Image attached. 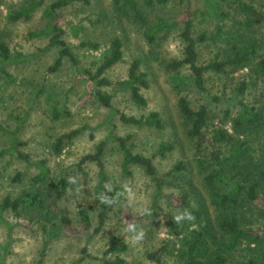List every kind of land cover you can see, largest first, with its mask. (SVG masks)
Masks as SVG:
<instances>
[{
  "label": "rangeland",
  "instance_id": "1",
  "mask_svg": "<svg viewBox=\"0 0 264 264\" xmlns=\"http://www.w3.org/2000/svg\"><path fill=\"white\" fill-rule=\"evenodd\" d=\"M27 0H0V32H4L5 42L12 58L22 54L24 62L4 63L0 58V203L6 198L15 199L31 188L33 178L38 174L35 167L29 168L18 153L14 156L2 155L16 142L18 152L28 156L33 165L45 161L50 170L48 182L40 184V189L52 191L50 208L52 217L59 222L65 215L72 221L70 227L61 228V235L48 240L39 222L33 215L16 217L12 211L0 213V264H106V261L126 260L127 264H155L149 255L163 251L162 260L168 264H182L196 221H217L219 211L205 187L204 173L198 166L196 140L191 137V127L179 112L178 94L170 83L173 75L166 64L184 58L185 43L178 31L161 37L150 45L144 31L128 16L116 11L113 0H91L90 5L76 3L59 11V23L65 30V40L78 59L74 66L68 59L57 71L51 68L59 57V50H47V38H32L31 33L44 29L42 11L29 22L12 24L8 21L10 8L21 7ZM142 7L143 0H136ZM52 0H47V5ZM231 5L235 0L229 1ZM195 18L194 35L207 33L214 36L199 47V64L225 62L232 55L234 46L243 47L242 40H251L258 49L253 59L255 67L264 59V25L252 31H238L232 19L240 17L233 9L231 20L218 23L205 22L199 11L203 10L198 0L188 2ZM187 4L181 0H170L164 6L147 10L150 21L158 19L175 22L188 18ZM264 11V10H262ZM182 14V16H181ZM181 17V18H180ZM223 28L218 34V28ZM78 28L75 36L73 29ZM243 35L240 40L239 36ZM120 39L123 43V59L107 70L103 78L112 83L101 91L112 97L114 110L102 106L94 98L95 76L109 52L111 43ZM97 44L98 50L82 46ZM170 45H175L171 47ZM141 61L140 72L147 75L148 89H142L147 99V107L136 106L130 95L121 90L119 82L128 80L132 64ZM254 70L225 74H208L206 88L212 101L208 105L209 121L205 134L212 137L218 130L234 133L233 120L239 112L241 102L264 109V82ZM187 69L180 75H189ZM247 83V90L238 95L236 89ZM194 109L204 103L203 97L189 86L184 93ZM62 110L60 119L54 113ZM151 113H159L164 122L161 130L138 128L123 123L121 114L141 118ZM79 131V136L65 140L63 152L54 151L58 139ZM112 136L130 138L128 146L134 154L151 158L158 175L165 180L162 197L158 198L155 182L145 170L131 165L129 174L123 173V155ZM107 142L104 163L111 191L105 186L97 190L99 168L96 163L81 165L86 155L95 154L98 146ZM251 149L260 160L264 146V134L249 139ZM163 145H171L173 150L161 153ZM224 152L227 150H223ZM207 155V152L205 153ZM24 174L22 181L14 182L16 175ZM74 181V182H72ZM62 182V183H61ZM64 182V183H63ZM134 193L132 202L126 187ZM118 191L123 203L108 205L106 195ZM257 201L264 208V191ZM185 201V206H179ZM188 209L200 212L204 218L175 224L173 216ZM251 207L245 214V222L250 221L256 229L264 231V216L258 210L251 214ZM81 212L90 221L87 227ZM105 213V223L97 231L101 213ZM208 215L209 217H207ZM138 223L143 230L140 241L132 242V233L125 230L130 224ZM138 234V233H137ZM126 245L125 252H109L111 241ZM109 252V253H108Z\"/></svg>",
  "mask_w": 264,
  "mask_h": 264
},
{
  "label": "trees",
  "instance_id": "2",
  "mask_svg": "<svg viewBox=\"0 0 264 264\" xmlns=\"http://www.w3.org/2000/svg\"><path fill=\"white\" fill-rule=\"evenodd\" d=\"M170 0H143L141 7L136 0H113L116 11L128 16L144 31L146 41L153 45L161 37L170 36L181 27V38L185 43L184 58L166 64V69L173 75L170 78L172 88L180 94L178 103L179 112L182 119L190 125V135L196 140V150L198 166L204 175V183L212 199V204L219 211L217 221H196L198 228L193 230L192 238L187 245V250L183 256L182 264H264V231L256 229L250 223L245 222V214L251 207H254L259 216H264V208L257 201L262 199L261 192L264 191V146L261 151L260 160L256 161V154L251 149L249 139L264 134V109L249 106L245 102L240 103L239 112L233 120L234 133L227 130H218L212 137L205 134L209 121L208 105L212 101L206 88V76L208 74L222 75L231 69L233 72L246 69L254 70L259 78L264 82V59L255 67L253 59L258 54L257 46L251 41H244L243 35L239 36L244 43L243 47L234 46L232 55L227 61H215L208 65L199 64V47L212 40L214 36L202 33L195 37V18L198 14L191 9L189 0H181V6L187 4L188 18L178 19L170 22L164 19L150 21L147 10L156 6H164ZM202 3L203 10L199 11L205 22L211 20L218 23H225L231 20V10H235L240 17L232 19L233 25L238 26V31H252L256 26L264 25V0H235L233 5L230 0H198ZM47 0H27L26 3L17 8H10L8 21L12 24L29 22L34 15L42 11V18L45 21L44 29L31 33L32 38H47L49 47L47 50L58 49L59 57L52 71H57L68 59L74 66H78V59L72 48L65 40V30L59 23V11L76 3L90 5L91 0H52L46 4ZM1 14V12H0ZM182 16V14H181ZM181 18V17H180ZM78 28H74L75 36L78 35ZM223 28H218V34H222ZM82 46L92 50H98L97 44H83ZM123 43L120 39H115L110 46L109 52L105 54V59L95 76L91 80L95 82L96 98L99 103L107 109L114 110L112 97L101 91L103 87H110L112 83L103 78L107 70L111 69L123 59ZM0 58L4 63L24 62L26 57L22 54L12 58L11 51L5 42L4 32H0ZM141 61L136 60L129 71L128 80L119 82L117 86L130 95L133 103L141 108H146L147 99L142 95V89H148L149 83L147 75L140 72ZM187 69L189 75H180L181 71ZM0 70L4 73L3 67ZM193 86L203 97L204 103L198 109L191 106V102L184 95L189 86ZM247 90V83L243 82L236 89L238 95H243ZM62 110L54 113L55 119H60ZM121 121L127 125L138 128L157 129L164 128V122L159 113H151L141 118L129 117L121 114ZM80 132L75 131L68 136L58 139L54 146L57 155L63 152L65 140L79 136ZM130 138L112 136L123 155V173L129 174L131 165L143 168L146 174L153 179L158 190V198L163 195L165 180L158 175V171L151 158L134 154L128 146ZM107 142L101 143L95 154L86 155L81 160V165L94 162L99 168V184L97 190L100 191L109 182L106 173L104 154ZM18 143L2 153L18 157L27 162L28 167L38 169V174L33 178L31 188L22 192L17 198H6L0 203V213L12 211L16 217L24 214L33 215V220L39 222L46 238L55 240L60 237L61 230L72 225V221L65 215L59 216V222L52 217L50 200L52 191L40 189V184L48 182L50 170L47 163L41 161L33 165L29 162V157L18 152ZM227 150V152L223 150ZM173 150L171 145H163L161 153ZM207 152V155L205 153ZM24 174L18 173L13 178L14 182L22 181ZM62 183V182H61ZM64 183V182H63ZM107 200L113 201L108 205L123 203L118 191L110 192L106 195ZM183 201L179 206H185ZM250 212L254 214V210ZM195 219L204 218V214L191 211ZM86 226H90L89 217L85 212L80 213ZM209 217L208 215H206ZM105 213L100 215V223L97 231L101 230L105 223ZM249 222V223H248ZM138 225V223H136ZM63 228V229H61ZM126 245H118L117 239L113 238L109 252H125ZM108 252V253H109ZM163 251L149 255V259L155 264H168L162 260ZM106 264H127L124 259L106 261Z\"/></svg>",
  "mask_w": 264,
  "mask_h": 264
},
{
  "label": "clouds",
  "instance_id": "3",
  "mask_svg": "<svg viewBox=\"0 0 264 264\" xmlns=\"http://www.w3.org/2000/svg\"><path fill=\"white\" fill-rule=\"evenodd\" d=\"M170 46L175 47V45H170ZM72 182H74V181H72ZM105 187L108 188L109 191L112 190L111 187H109L108 185H105ZM125 187H126V191L128 193V196H129V202L131 203L133 198H134V193L131 191V189H128L127 186H125ZM105 202L112 203L113 201L105 199ZM193 219H194V217L188 209H184L182 212H179L178 214L173 216V221L175 222V224H180L181 222L186 221V220L192 221ZM125 231L128 233H132V235L129 237V239L132 242L140 241L144 236L143 230H138L137 225H135V224H130Z\"/></svg>",
  "mask_w": 264,
  "mask_h": 264
}]
</instances>
